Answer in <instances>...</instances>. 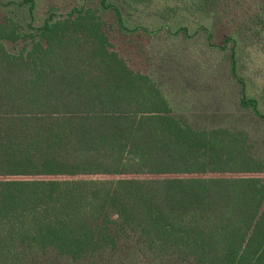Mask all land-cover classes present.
<instances>
[{"label":"trees","instance_id":"trees-1","mask_svg":"<svg viewBox=\"0 0 264 264\" xmlns=\"http://www.w3.org/2000/svg\"><path fill=\"white\" fill-rule=\"evenodd\" d=\"M155 2L76 0L39 25L37 0L0 2L31 19L27 29L0 19V264L48 252L83 264L127 232L149 264H264V158L251 134L177 117L136 45L204 33L241 109L264 121V86L250 73L264 0H171L154 12ZM140 14L154 16V32ZM21 41L27 51H8Z\"/></svg>","mask_w":264,"mask_h":264},{"label":"rangeland","instance_id":"rangeland-1","mask_svg":"<svg viewBox=\"0 0 264 264\" xmlns=\"http://www.w3.org/2000/svg\"><path fill=\"white\" fill-rule=\"evenodd\" d=\"M20 1L0 0L3 4ZM75 2L76 0H37L36 25H39L46 17L51 6L61 7L63 12ZM169 3L171 0H157L154 12ZM0 11V19L3 18L5 12L26 29L31 23L27 8L8 5L0 8ZM136 20L143 22L141 24L149 27L153 32L158 27L154 16L150 18L148 14H140ZM110 27L111 35H115V27L113 25ZM221 27H217L216 30V43L222 40ZM29 45L26 41L6 43L8 51L16 55L27 51ZM136 45H146L150 54L147 58L149 65L147 72L168 96L177 117L186 120L199 130L221 127L246 130L252 136L254 154L259 158H264V121L241 109L239 90L230 77L228 65L219 53L209 47L207 36L204 33L186 39L184 37L172 38L167 31H163L158 36L137 38ZM138 46L129 53L133 57L132 65L135 69L144 71L143 65L140 64L142 60H138L135 54ZM262 48L259 49V54L255 50V55L252 57L254 62L250 66L251 76L261 87L264 86V51ZM114 221H117V217H114ZM115 224L112 225L113 229L117 227ZM138 241L132 232L122 233L117 249L83 264H149L147 258L138 252ZM30 263L69 264L54 252L32 256Z\"/></svg>","mask_w":264,"mask_h":264}]
</instances>
